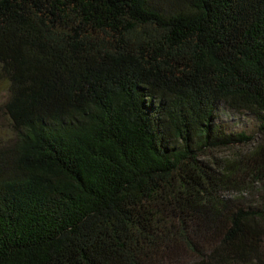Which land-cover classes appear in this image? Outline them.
Segmentation results:
<instances>
[{"label":"trees","instance_id":"trees-1","mask_svg":"<svg viewBox=\"0 0 264 264\" xmlns=\"http://www.w3.org/2000/svg\"><path fill=\"white\" fill-rule=\"evenodd\" d=\"M0 80V264H264V0H0Z\"/></svg>","mask_w":264,"mask_h":264},{"label":"rangeland","instance_id":"rangeland-1","mask_svg":"<svg viewBox=\"0 0 264 264\" xmlns=\"http://www.w3.org/2000/svg\"><path fill=\"white\" fill-rule=\"evenodd\" d=\"M6 92L7 87L6 85L0 80V107L3 104L4 100L6 99ZM221 119L223 121H227L231 123L235 130L238 131H249L252 127L251 120L246 116H227V115H221ZM7 119L5 115L0 110V140L4 139L7 133ZM243 147H232V148H222L219 150H216L213 152V156L217 159L226 158L231 159L233 155L238 152L239 150H242Z\"/></svg>","mask_w":264,"mask_h":264}]
</instances>
